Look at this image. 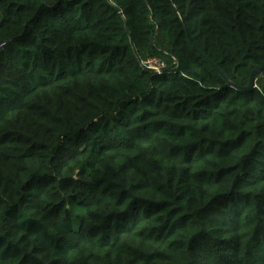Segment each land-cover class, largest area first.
Instances as JSON below:
<instances>
[{"label":"trees","instance_id":"1","mask_svg":"<svg viewBox=\"0 0 264 264\" xmlns=\"http://www.w3.org/2000/svg\"><path fill=\"white\" fill-rule=\"evenodd\" d=\"M110 3L0 0V264H264V0Z\"/></svg>","mask_w":264,"mask_h":264},{"label":"water","instance_id":"2","mask_svg":"<svg viewBox=\"0 0 264 264\" xmlns=\"http://www.w3.org/2000/svg\"><path fill=\"white\" fill-rule=\"evenodd\" d=\"M106 4L111 5L110 0H104ZM115 10L119 11V9L116 6H112ZM213 68L217 71V73L222 77V79L227 83V85L234 87L238 90H242V91H252L253 89H255L256 86V82L258 80V78L260 77L261 73L259 71H254L251 76L250 79L248 81V84L244 87L238 86L237 84H235L231 78H229L222 70H220L216 65H214L213 63H210Z\"/></svg>","mask_w":264,"mask_h":264},{"label":"built area","instance_id":"3","mask_svg":"<svg viewBox=\"0 0 264 264\" xmlns=\"http://www.w3.org/2000/svg\"><path fill=\"white\" fill-rule=\"evenodd\" d=\"M144 64L148 67V69L155 71L157 73H162L165 69V64L156 58L148 59L144 62Z\"/></svg>","mask_w":264,"mask_h":264}]
</instances>
